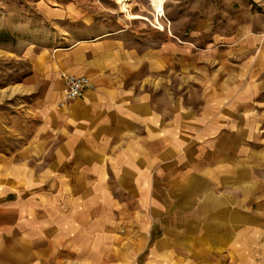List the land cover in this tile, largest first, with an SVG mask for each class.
<instances>
[{
    "label": "crops",
    "instance_id": "1",
    "mask_svg": "<svg viewBox=\"0 0 264 264\" xmlns=\"http://www.w3.org/2000/svg\"><path fill=\"white\" fill-rule=\"evenodd\" d=\"M49 14L80 36L32 62L42 125L0 154V264H264V19ZM67 76L91 89L64 100Z\"/></svg>",
    "mask_w": 264,
    "mask_h": 264
},
{
    "label": "rangeland",
    "instance_id": "2",
    "mask_svg": "<svg viewBox=\"0 0 264 264\" xmlns=\"http://www.w3.org/2000/svg\"><path fill=\"white\" fill-rule=\"evenodd\" d=\"M151 2L132 0L130 12L124 13L114 0H0V154L14 156L42 125L40 101L48 83L30 78L35 55L66 43L68 35V43L80 36L77 23L52 19L51 8L79 7L94 17L138 15L150 29L161 26L167 35H176V26L187 29L205 13L235 25L253 16L264 19V0H165L162 16Z\"/></svg>",
    "mask_w": 264,
    "mask_h": 264
},
{
    "label": "built area",
    "instance_id": "3",
    "mask_svg": "<svg viewBox=\"0 0 264 264\" xmlns=\"http://www.w3.org/2000/svg\"><path fill=\"white\" fill-rule=\"evenodd\" d=\"M64 100L72 101L82 98L87 90L91 89L90 81L83 76H67L64 79Z\"/></svg>",
    "mask_w": 264,
    "mask_h": 264
},
{
    "label": "bare ground",
    "instance_id": "4",
    "mask_svg": "<svg viewBox=\"0 0 264 264\" xmlns=\"http://www.w3.org/2000/svg\"><path fill=\"white\" fill-rule=\"evenodd\" d=\"M116 1L117 5L120 7V10L124 13H129L131 9V2L132 0H114ZM165 0H152V6L155 9V12L157 13V16H162L164 14L163 4ZM132 19H142V17L138 15H131ZM156 21L157 18H156ZM160 29L162 30V27L160 26Z\"/></svg>",
    "mask_w": 264,
    "mask_h": 264
}]
</instances>
